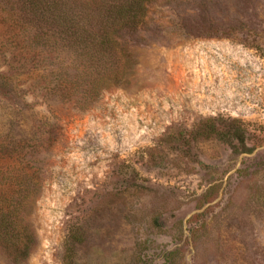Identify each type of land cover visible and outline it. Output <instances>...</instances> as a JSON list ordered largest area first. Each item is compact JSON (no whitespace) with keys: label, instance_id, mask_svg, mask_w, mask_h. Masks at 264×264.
I'll return each instance as SVG.
<instances>
[{"label":"rangeland","instance_id":"1","mask_svg":"<svg viewBox=\"0 0 264 264\" xmlns=\"http://www.w3.org/2000/svg\"><path fill=\"white\" fill-rule=\"evenodd\" d=\"M22 13L0 0V169L37 187L20 264H264V0L156 2L126 83L91 100ZM232 119L246 153L205 134Z\"/></svg>","mask_w":264,"mask_h":264},{"label":"trees","instance_id":"2","mask_svg":"<svg viewBox=\"0 0 264 264\" xmlns=\"http://www.w3.org/2000/svg\"><path fill=\"white\" fill-rule=\"evenodd\" d=\"M160 0H18L27 22L26 44L34 55L68 54L79 73L76 83L85 100L96 97L107 82L126 83L134 60L125 43L148 20L152 5ZM208 132L237 153L250 149L237 120L205 124ZM23 168L0 169V249L15 263H22L33 246V234L24 220L27 201L37 192L34 175ZM73 238L79 239L78 235ZM67 252L65 264L71 261Z\"/></svg>","mask_w":264,"mask_h":264}]
</instances>
